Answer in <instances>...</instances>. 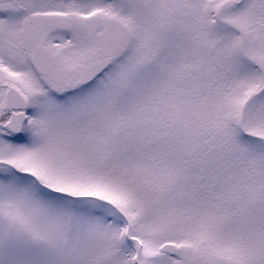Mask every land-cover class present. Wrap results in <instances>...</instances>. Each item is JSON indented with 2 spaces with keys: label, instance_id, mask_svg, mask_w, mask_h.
I'll list each match as a JSON object with an SVG mask.
<instances>
[{
  "label": "snow or ice",
  "instance_id": "snow-or-ice-1",
  "mask_svg": "<svg viewBox=\"0 0 264 264\" xmlns=\"http://www.w3.org/2000/svg\"><path fill=\"white\" fill-rule=\"evenodd\" d=\"M0 264H264V0H0Z\"/></svg>",
  "mask_w": 264,
  "mask_h": 264
}]
</instances>
